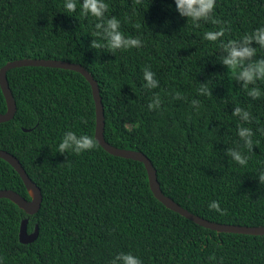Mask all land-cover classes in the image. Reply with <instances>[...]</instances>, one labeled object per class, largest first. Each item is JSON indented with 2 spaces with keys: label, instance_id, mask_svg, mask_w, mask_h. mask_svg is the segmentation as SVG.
<instances>
[{
  "label": "trees",
  "instance_id": "obj_1",
  "mask_svg": "<svg viewBox=\"0 0 264 264\" xmlns=\"http://www.w3.org/2000/svg\"><path fill=\"white\" fill-rule=\"evenodd\" d=\"M109 16L139 48L110 51L97 18L68 13L64 0H0V70L23 58L80 63L98 80L105 112V138L111 144L145 153L157 170L162 191L206 219L264 226V96L253 99L222 62L223 43L264 22L258 0H218L214 17L193 25L175 0H106ZM223 27L217 41L203 32ZM253 47H259L252 41ZM264 58L260 49L251 60ZM248 61L246 60L245 63ZM149 67L157 87H143ZM17 102L11 120L0 122V149L15 154L41 187L35 214L0 198V264H109L120 251L133 252L144 264H264V234L219 232L168 208L151 189L141 161L116 156L95 136L96 104L92 86L80 72L60 67L21 66L8 71ZM206 85L210 95L198 93ZM264 90V81H257ZM249 87H252L250 84ZM158 109H148L152 95ZM179 93V96L176 94ZM198 100L194 108L191 101ZM237 103L253 119L251 149L236 134ZM8 109L0 84V112ZM72 129L96 140L76 154L56 151L63 132ZM247 154L246 165L231 160L227 149ZM0 189L31 196L20 173L0 157ZM218 200L220 211L208 204ZM38 237L20 241L21 222Z\"/></svg>",
  "mask_w": 264,
  "mask_h": 264
},
{
  "label": "clouds",
  "instance_id": "obj_2",
  "mask_svg": "<svg viewBox=\"0 0 264 264\" xmlns=\"http://www.w3.org/2000/svg\"><path fill=\"white\" fill-rule=\"evenodd\" d=\"M218 0H175V8L182 16L188 18L193 25L200 21L211 20L213 23H219L214 17L215 9ZM258 5L264 6V0H258ZM64 9L68 13L75 12L77 7L80 9L81 15H90L97 18L95 24L96 29H102V33L94 32V35L103 34L105 43L98 40L92 41V46L95 48L107 47L110 51L124 50L130 48H139L141 46V39L138 36L126 35L121 30V21L115 16H109L100 22V18L105 16V10L109 5L106 0H64ZM225 35L223 27L215 30H208L203 32V39L208 41H217L218 38ZM252 41H256L259 47H253ZM223 48L226 55L222 58V62L231 69L236 79L244 82L243 87L247 90V94L253 99L264 96V90L257 86V81H264V58L251 60L258 53L260 49H264V22L259 23L251 32H246L239 36L238 39H228L223 43ZM248 61L245 63V61ZM143 87L152 89L157 87V80L155 73L149 68L145 67L142 73ZM252 87H249V85ZM198 93L210 95L209 89L206 85H201L197 89ZM179 96V93L176 94ZM194 108L199 106V101L193 99L191 101ZM161 104V98L154 93L148 102V109H158ZM232 116L239 117V123L236 128V134L244 142V146L251 149L253 144V129L245 125L244 122H250L253 117L251 112L237 103V106L232 110ZM96 145V140L85 133H77L72 129H67L60 137L56 151L64 153L65 151L79 154L86 150L92 149ZM231 160L240 165H246L248 162V155L243 153L237 147H230L227 149ZM259 181L264 183V171L259 174ZM210 209L220 211V204L218 200H213L208 204ZM223 258L217 259L215 253H210L207 257L208 264H220ZM109 264H144L140 256L133 252H117L110 260Z\"/></svg>",
  "mask_w": 264,
  "mask_h": 264
},
{
  "label": "water",
  "instance_id": "obj_3",
  "mask_svg": "<svg viewBox=\"0 0 264 264\" xmlns=\"http://www.w3.org/2000/svg\"><path fill=\"white\" fill-rule=\"evenodd\" d=\"M48 66L71 69L82 73L90 82L92 86L93 96L96 104V132L95 136L99 144L111 154L125 158H132L141 161L145 164L152 191L155 196L165 204L168 208L180 213L186 218L200 224L202 226L217 230L219 232H238L246 234H264V226H246L240 224H225L206 219L198 214H195L184 208L181 204L176 202L172 197L166 195L161 188L157 176V170L154 167L151 159L143 152L121 148L108 142L105 138V112L100 92L98 80L92 73L82 64L70 62L61 59H40V58H23L8 62L0 70V84L7 101V111L0 112V122L8 121L14 118L17 112V102L8 81V71L15 67L21 66ZM0 157L10 162L15 169L20 173L24 183L27 186L31 199L26 198L20 193L12 189H0V198H9L23 208L29 214L37 213L43 202V193L41 187L30 177L19 158L6 150L0 149ZM29 218H24L21 222L19 238L23 243L34 241L39 235V226L36 224L33 232L28 231Z\"/></svg>",
  "mask_w": 264,
  "mask_h": 264
}]
</instances>
